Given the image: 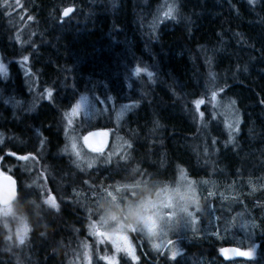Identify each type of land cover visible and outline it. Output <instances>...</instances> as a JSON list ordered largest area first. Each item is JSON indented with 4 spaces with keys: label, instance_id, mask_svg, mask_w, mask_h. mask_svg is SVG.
Segmentation results:
<instances>
[{
    "label": "trees",
    "instance_id": "1",
    "mask_svg": "<svg viewBox=\"0 0 264 264\" xmlns=\"http://www.w3.org/2000/svg\"><path fill=\"white\" fill-rule=\"evenodd\" d=\"M0 56V171L18 186L0 223L31 226L7 250L0 228V264H264V0H0ZM81 97L92 111L70 120ZM212 99L237 113L233 135ZM69 129L106 130L119 150L81 169ZM188 177L201 211L176 234L163 221L162 245L128 231L131 258L87 234L104 204Z\"/></svg>",
    "mask_w": 264,
    "mask_h": 264
},
{
    "label": "rangeland",
    "instance_id": "2",
    "mask_svg": "<svg viewBox=\"0 0 264 264\" xmlns=\"http://www.w3.org/2000/svg\"><path fill=\"white\" fill-rule=\"evenodd\" d=\"M26 65V64H24ZM21 71L25 76H27L26 67L20 68ZM8 77V67L3 62L1 56H0V80H5ZM197 106V110L200 112H203L202 108V100L199 99L195 102ZM16 107V106H15ZM211 112L219 113L223 118H228V121L226 120L227 129L231 135L234 134L238 130V124L239 121L235 124H233L237 118L238 115L236 112H234V109L232 108L231 103L226 100H216L212 99L211 101ZM92 103L86 99L85 97H81L77 100V102L71 107L68 114L71 116V119H74V117H78L81 115H87L90 111H92ZM125 106H118L116 107V111L118 112H124ZM68 142L64 149V154L68 157H70L72 160H74L75 164L77 166H81L82 168L86 169H93L96 165L97 160L104 161L105 159L109 158V156H113L114 154H117V151L119 150V146L117 143H113L107 149H105L103 152H95L93 151L88 145L85 140V136L81 135L79 132H76L75 130H70L67 132ZM19 158V157H16ZM19 159L25 160L29 162V158L26 157H20ZM93 166V167H92ZM88 170V171H89ZM163 170L166 171V167L163 168ZM3 173L0 171V175ZM182 175V174H181ZM186 179L183 184L179 187L178 184H173V190L174 192L171 193L169 196L170 198H177V199H189L192 194L195 193L196 185L194 187V184L192 181H189L188 178ZM188 179V180H187ZM44 181V179H41ZM177 187L176 189H174ZM158 195H164L167 196L169 194L164 193H157ZM44 201L49 205H54L53 200L51 196L44 197ZM93 210V208H91ZM167 211V210H165ZM0 214L4 216H9L12 214L10 205L2 206L0 205ZM21 213H14L12 215V224L16 223V226L13 228H17L22 223L21 230L24 232L28 231V228L26 227L27 218L24 215H20ZM197 218V212L195 215H193L190 219H186L183 216H180L178 218H169L164 220L165 223L170 224L173 222L175 225H177V228H174L172 230H169V234H176L177 232H182V230H185L188 228V222L189 221L192 225L196 224L193 221ZM88 225L87 228V234L91 237H93V240L96 244L103 243L104 245L109 244L114 247V249L117 252H123L126 253L131 258H134V246L131 240V237L128 235V231H132L130 227H127L123 222L120 223V225L115 226L112 224H109L104 220L103 217L98 218L96 221H90L89 223H86ZM135 233H138L141 236H145L144 233L141 230H133ZM165 228L164 225H161V227L154 233L152 236V239L156 241L157 245H162L165 239H157V237H163L165 234ZM153 241V242H155ZM156 245V246H157ZM90 260V257L87 259Z\"/></svg>",
    "mask_w": 264,
    "mask_h": 264
},
{
    "label": "clouds",
    "instance_id": "3",
    "mask_svg": "<svg viewBox=\"0 0 264 264\" xmlns=\"http://www.w3.org/2000/svg\"><path fill=\"white\" fill-rule=\"evenodd\" d=\"M190 181H193L188 177ZM194 187L195 182L193 181ZM167 210V211H165ZM201 211V203L198 190L189 199L170 198L158 195L155 190L139 193L136 199H131L123 204L118 201L111 204H104L101 208V215L109 224L118 226L124 223L133 230H141L146 238H151L161 227L162 222L169 218L180 216L190 219L196 212ZM22 223L9 232V225L5 227L0 223V228L5 229L4 243L8 247L20 248L30 238L31 226L28 232L21 230Z\"/></svg>",
    "mask_w": 264,
    "mask_h": 264
},
{
    "label": "water",
    "instance_id": "4",
    "mask_svg": "<svg viewBox=\"0 0 264 264\" xmlns=\"http://www.w3.org/2000/svg\"><path fill=\"white\" fill-rule=\"evenodd\" d=\"M72 8L64 11L63 16H68ZM67 13V15L65 14ZM87 145L93 151H103L110 143V134L106 130H94L85 135ZM18 186L16 179L10 174L0 175V205H10L17 197ZM221 256L227 261L253 256V251L246 252L235 247H224L220 250Z\"/></svg>",
    "mask_w": 264,
    "mask_h": 264
},
{
    "label": "snow or ice",
    "instance_id": "5",
    "mask_svg": "<svg viewBox=\"0 0 264 264\" xmlns=\"http://www.w3.org/2000/svg\"><path fill=\"white\" fill-rule=\"evenodd\" d=\"M65 14L67 15V13H65ZM136 71H137V74H138L140 72V69H137Z\"/></svg>",
    "mask_w": 264,
    "mask_h": 264
},
{
    "label": "flooded vegetation",
    "instance_id": "6",
    "mask_svg": "<svg viewBox=\"0 0 264 264\" xmlns=\"http://www.w3.org/2000/svg\"><path fill=\"white\" fill-rule=\"evenodd\" d=\"M107 149V148H106ZM104 151V150H103ZM103 151H95V152H97V153H99V152H103ZM27 180V179H26Z\"/></svg>",
    "mask_w": 264,
    "mask_h": 264
}]
</instances>
